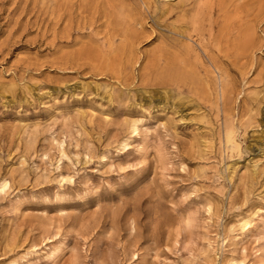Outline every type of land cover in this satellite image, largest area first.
I'll list each match as a JSON object with an SVG mask.
<instances>
[{"label":"rangeland","instance_id":"374dc122","mask_svg":"<svg viewBox=\"0 0 264 264\" xmlns=\"http://www.w3.org/2000/svg\"><path fill=\"white\" fill-rule=\"evenodd\" d=\"M0 264H264V0H0Z\"/></svg>","mask_w":264,"mask_h":264}]
</instances>
